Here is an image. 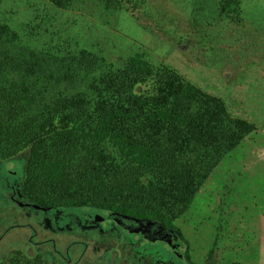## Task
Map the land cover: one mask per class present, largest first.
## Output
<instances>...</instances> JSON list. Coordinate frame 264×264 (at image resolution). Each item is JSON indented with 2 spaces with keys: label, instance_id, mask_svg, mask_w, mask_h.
I'll return each mask as SVG.
<instances>
[{
  "label": "trees",
  "instance_id": "1",
  "mask_svg": "<svg viewBox=\"0 0 264 264\" xmlns=\"http://www.w3.org/2000/svg\"><path fill=\"white\" fill-rule=\"evenodd\" d=\"M48 1L60 9L86 2L134 13L139 7L135 0ZM242 1L221 0L220 20L244 24ZM48 46H32L0 23V161L26 156L22 189L36 204L91 208L118 224L149 226L142 239L123 240L131 263L168 262L156 249L136 252L152 228L165 232L179 257L186 240L176 219L256 128L145 53L104 69L95 54ZM221 251L217 244L206 264H216Z\"/></svg>",
  "mask_w": 264,
  "mask_h": 264
},
{
  "label": "rangeland",
  "instance_id": "2",
  "mask_svg": "<svg viewBox=\"0 0 264 264\" xmlns=\"http://www.w3.org/2000/svg\"><path fill=\"white\" fill-rule=\"evenodd\" d=\"M135 1L139 7L134 13L107 9L96 2L60 9L48 0H0V23L18 31L35 47L51 44L63 50L68 48L67 52L74 54L80 51L95 54L104 69L110 65L123 66L126 58L136 52L145 53L156 66L174 69L204 93L224 99L235 116L251 122L256 129L214 168L197 192L192 207L176 219L186 240V249L178 252L180 256L176 257L172 244L163 240L165 232L156 228L150 229L152 238H146L147 244L140 243L136 252L144 255L145 251L156 249L171 257L174 264H189L185 259L193 264H206L218 244L222 251L216 264H253L247 262V252L253 254L254 248L246 246L247 239L253 235L262 256L264 229L250 234L238 229L237 208L231 193L236 176L248 173V169L257 177V186L263 185L258 183L260 180L264 181V0L242 1V25L220 20L221 0ZM13 168L17 177L12 178ZM25 177V155L0 168V225L5 215L9 216L8 223L0 229L13 224L11 217L27 221L22 209L16 210L9 204V194L19 196V186L22 188ZM253 195L255 209L260 212L264 209V190ZM59 209L61 227L47 225L45 234L34 238L43 242L40 250L52 263L42 256H26L28 246L29 254L38 250L26 241L31 229L28 233L26 228H14L4 239L6 246L17 250L14 264H67V257L71 258L69 264H130L132 260L127 257L130 250L123 240L142 239L141 232L149 231L145 223L124 219L118 224V217L97 214L91 208ZM42 217L39 212L28 220L33 225ZM93 222L104 233L91 229ZM108 225L115 231L107 232ZM102 257L115 263L97 262ZM143 264L161 263L152 258Z\"/></svg>",
  "mask_w": 264,
  "mask_h": 264
},
{
  "label": "flooded vegetation",
  "instance_id": "3",
  "mask_svg": "<svg viewBox=\"0 0 264 264\" xmlns=\"http://www.w3.org/2000/svg\"><path fill=\"white\" fill-rule=\"evenodd\" d=\"M11 162V161H0V168H6V166L8 165V163ZM11 175H12V178L13 177H17V170L16 168H13L11 170ZM20 188V192H19V196L18 197H14L13 194H9V199H10V202L9 204H13L15 209L16 207H19V209H22L21 211H23L25 217L27 216V221H19L18 217H11V221H12V225H10V227H6V228H1L0 229V264H14L16 262V253H17V250L16 249H12L13 246H6L5 245V241L4 239L8 236V234L11 232L12 229H21V228H26V232H30V229H31V236H27L28 239H26V241H28V244L29 242L32 243L33 246H36L37 247V252L35 253L33 251V254H29L28 253V249H30V247L28 246V248H25V254L26 256H33V257H40L42 256V259L45 258V261L46 262H51L50 260H48L46 257H44L43 255V252H41L40 249H42V245H43V242H41L40 240L36 241V239H34L36 236H40L42 233L45 234V226L48 225V227H51L52 225L54 224H58L59 227H61L60 223L59 222H62V218L60 217V213H62V211L58 208V207H53V206H42V205H39V204H36L34 202H32L29 197L26 195L25 192H23V189L21 188V185L19 186ZM7 205L5 204V209ZM9 209V208H8ZM17 210V209H16ZM31 211L33 212H36V213H39V212H42V219L40 220V222H36V223H33L30 224L29 223V220L30 218L36 214V213H32ZM53 214H51V213ZM8 217L9 219V216L8 215H5ZM4 217V216H3ZM7 217H5V221L2 222L1 224L3 225H0V226H5L6 223H8L7 221ZM35 217V216H34ZM29 219V220H28ZM74 219L76 220V218L74 217ZM90 222V221H89ZM58 225L55 227L57 228ZM75 225V224H74ZM108 231L107 232H114L115 228L112 226V225H108ZM53 228V227H52ZM66 229L69 228V226H66L65 227ZM85 229V228H84ZM91 229H97L98 232H101V233H104V231H102L101 229V226H98V225H95V222L92 223L91 225ZM28 230V231H27ZM27 234V233H26ZM106 234V233H105ZM37 242H35V241ZM94 247V246H93ZM95 250H97L98 248L97 247H94ZM21 251V250H20ZM121 253L124 255V249H120ZM76 252V251H75ZM2 253V254H1ZM28 254V255H27ZM71 252H68V255L70 256ZM116 255V254H115ZM129 255V254H128ZM120 259H121V254L119 255ZM131 258H133L132 256H130ZM105 257H102L100 260H98L97 262L99 261H103L105 260V262H113L115 263V261L111 259L108 260V259H104ZM116 258H117V255H116ZM71 258L67 257V264H69V260ZM120 261V260H119ZM4 262V263H3ZM137 262L139 264H143L142 262V258H138L137 259ZM54 264H56L55 262H53ZM70 264H75L73 262H71ZM131 264H136V262H132ZM165 264H174L172 262V259L171 257H169L168 259V262H165Z\"/></svg>",
  "mask_w": 264,
  "mask_h": 264
},
{
  "label": "crops",
  "instance_id": "4",
  "mask_svg": "<svg viewBox=\"0 0 264 264\" xmlns=\"http://www.w3.org/2000/svg\"><path fill=\"white\" fill-rule=\"evenodd\" d=\"M247 172L248 173L239 174L238 176H236L237 178L234 181V186L231 195L232 201L235 200V206L237 208L235 217L237 218V223L239 224L238 229L241 231L248 232V234H250L249 232L264 229V209L260 212L258 211V209H255L257 208V205L256 201L253 198V193L255 191L260 189L264 190V181L260 180L258 183H263V185H258V187L256 185L257 177L250 174L249 169L247 170ZM252 237H249V239H247L248 245L246 246L248 248L254 247L256 251L253 248V254H251L249 251L247 252V260H249L247 262L253 264H264V254L262 256L260 255L263 252L259 249L258 246H256L258 245V242ZM261 248L264 249V243L261 244ZM253 258H255L256 260H254Z\"/></svg>",
  "mask_w": 264,
  "mask_h": 264
}]
</instances>
